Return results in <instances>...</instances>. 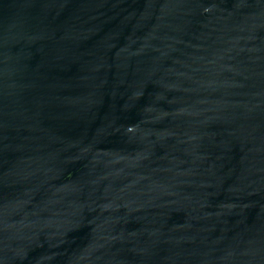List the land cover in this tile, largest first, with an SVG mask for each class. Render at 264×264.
<instances>
[{
    "label": "water",
    "instance_id": "1",
    "mask_svg": "<svg viewBox=\"0 0 264 264\" xmlns=\"http://www.w3.org/2000/svg\"><path fill=\"white\" fill-rule=\"evenodd\" d=\"M0 264H264V0H0Z\"/></svg>",
    "mask_w": 264,
    "mask_h": 264
}]
</instances>
